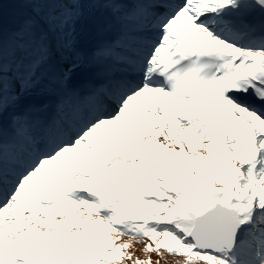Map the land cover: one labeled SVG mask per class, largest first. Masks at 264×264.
Instances as JSON below:
<instances>
[{
  "label": "snow or ice",
  "instance_id": "6c2138e0",
  "mask_svg": "<svg viewBox=\"0 0 264 264\" xmlns=\"http://www.w3.org/2000/svg\"><path fill=\"white\" fill-rule=\"evenodd\" d=\"M161 261L264 264V0H0V264Z\"/></svg>",
  "mask_w": 264,
  "mask_h": 264
},
{
  "label": "rangeland",
  "instance_id": "374dc122",
  "mask_svg": "<svg viewBox=\"0 0 264 264\" xmlns=\"http://www.w3.org/2000/svg\"><path fill=\"white\" fill-rule=\"evenodd\" d=\"M123 239L127 240V237H124ZM142 249H143V245L142 244H139V243H136L135 241H133L129 250L133 251L136 256L144 258V253H143ZM151 257H152L153 261H156L158 259L156 253H154V252L151 253ZM161 264H164V262L161 261Z\"/></svg>",
  "mask_w": 264,
  "mask_h": 264
},
{
  "label": "trees",
  "instance_id": "16d2710c",
  "mask_svg": "<svg viewBox=\"0 0 264 264\" xmlns=\"http://www.w3.org/2000/svg\"><path fill=\"white\" fill-rule=\"evenodd\" d=\"M171 259V258H170Z\"/></svg>",
  "mask_w": 264,
  "mask_h": 264
}]
</instances>
